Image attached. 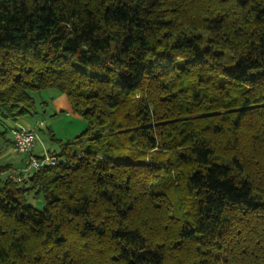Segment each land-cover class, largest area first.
Returning a JSON list of instances; mask_svg holds the SVG:
<instances>
[{
    "label": "trees",
    "instance_id": "16d2710c",
    "mask_svg": "<svg viewBox=\"0 0 264 264\" xmlns=\"http://www.w3.org/2000/svg\"><path fill=\"white\" fill-rule=\"evenodd\" d=\"M46 90L87 126L0 166V264H264V0H0V141Z\"/></svg>",
    "mask_w": 264,
    "mask_h": 264
},
{
    "label": "rangeland",
    "instance_id": "374dc122",
    "mask_svg": "<svg viewBox=\"0 0 264 264\" xmlns=\"http://www.w3.org/2000/svg\"><path fill=\"white\" fill-rule=\"evenodd\" d=\"M35 95L38 96L39 100L46 101L47 104L45 107L41 106L40 108L42 111L45 110V113H42L37 117L34 116L29 118L31 119V123H29L31 127H27L34 129L37 132V139L35 141L33 153L40 155L44 154L48 149L58 150L61 143L73 139L85 130L87 126L85 119L72 110L68 97L65 94L56 90H46ZM0 144L1 147L8 146L7 144H3V141H0ZM41 144H44L46 147L42 148ZM1 151L2 150H0V152ZM12 155L13 159L17 157L21 159L22 163L25 162L24 156L15 155L13 152ZM1 162L6 163V161ZM19 171L20 170L12 168L11 165L6 169L7 174L17 179L30 172H22L23 174L20 176ZM28 202L39 209H42L45 204V200L42 196L36 197L34 195L28 197Z\"/></svg>",
    "mask_w": 264,
    "mask_h": 264
},
{
    "label": "built area",
    "instance_id": "2783aa9c",
    "mask_svg": "<svg viewBox=\"0 0 264 264\" xmlns=\"http://www.w3.org/2000/svg\"><path fill=\"white\" fill-rule=\"evenodd\" d=\"M11 134L13 137L12 152L15 155L25 157V165L20 170L21 172L40 170L45 165H55L57 163L58 159L47 151L40 157L33 153L37 139V132L34 129L17 122L11 128Z\"/></svg>",
    "mask_w": 264,
    "mask_h": 264
},
{
    "label": "crops",
    "instance_id": "0c3cea01",
    "mask_svg": "<svg viewBox=\"0 0 264 264\" xmlns=\"http://www.w3.org/2000/svg\"><path fill=\"white\" fill-rule=\"evenodd\" d=\"M29 123H31V119L28 118L26 120V124L25 125L26 126H30ZM41 147L44 148L46 146L44 144H41ZM0 150H2L0 152V159H2V160H0V166L3 165V164L4 165L5 164H8V165H11V167L14 168V169H17V170H21L22 169L24 163L21 162V159L20 158H17V157L14 158V159L12 158L13 155H12V152H11V146L10 145H8L7 147H5V146H2L1 147V144H0ZM47 151L49 152V149ZM40 155H42V154H40ZM1 161H4V162L6 161V163H3Z\"/></svg>",
    "mask_w": 264,
    "mask_h": 264
}]
</instances>
